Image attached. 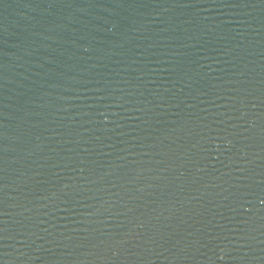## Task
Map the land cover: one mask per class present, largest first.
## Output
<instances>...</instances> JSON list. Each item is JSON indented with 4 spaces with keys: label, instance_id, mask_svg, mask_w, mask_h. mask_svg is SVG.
Instances as JSON below:
<instances>
[{
    "label": "water",
    "instance_id": "water-1",
    "mask_svg": "<svg viewBox=\"0 0 264 264\" xmlns=\"http://www.w3.org/2000/svg\"><path fill=\"white\" fill-rule=\"evenodd\" d=\"M0 264H264V0H0Z\"/></svg>",
    "mask_w": 264,
    "mask_h": 264
}]
</instances>
